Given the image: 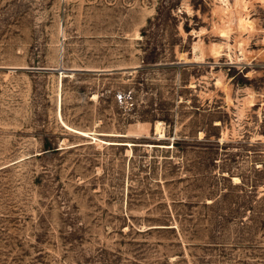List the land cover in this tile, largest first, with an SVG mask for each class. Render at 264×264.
<instances>
[{
	"label": "rangeland",
	"instance_id": "obj_1",
	"mask_svg": "<svg viewBox=\"0 0 264 264\" xmlns=\"http://www.w3.org/2000/svg\"><path fill=\"white\" fill-rule=\"evenodd\" d=\"M0 264H264V0H0Z\"/></svg>",
	"mask_w": 264,
	"mask_h": 264
},
{
	"label": "bare ground",
	"instance_id": "obj_2",
	"mask_svg": "<svg viewBox=\"0 0 264 264\" xmlns=\"http://www.w3.org/2000/svg\"><path fill=\"white\" fill-rule=\"evenodd\" d=\"M159 125V124H158ZM161 125V124H160ZM157 127H159V126H157Z\"/></svg>",
	"mask_w": 264,
	"mask_h": 264
}]
</instances>
